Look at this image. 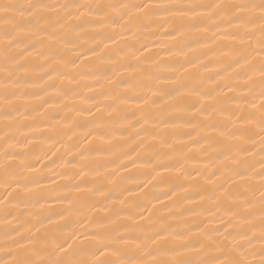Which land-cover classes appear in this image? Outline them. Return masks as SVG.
Masks as SVG:
<instances>
[{"label": "snow or ice", "instance_id": "snow-or-ice-1", "mask_svg": "<svg viewBox=\"0 0 264 264\" xmlns=\"http://www.w3.org/2000/svg\"><path fill=\"white\" fill-rule=\"evenodd\" d=\"M0 264H264V0H0Z\"/></svg>", "mask_w": 264, "mask_h": 264}, {"label": "bare ground", "instance_id": "bare-ground-1", "mask_svg": "<svg viewBox=\"0 0 264 264\" xmlns=\"http://www.w3.org/2000/svg\"><path fill=\"white\" fill-rule=\"evenodd\" d=\"M125 175H127V174H125ZM54 207H57V208H59L60 207V205H53Z\"/></svg>", "mask_w": 264, "mask_h": 264}]
</instances>
